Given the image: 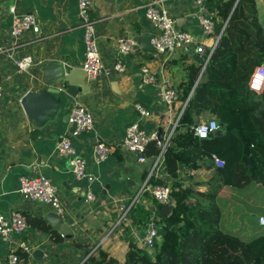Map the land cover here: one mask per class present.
Wrapping results in <instances>:
<instances>
[{"label": "crops", "instance_id": "crops-1", "mask_svg": "<svg viewBox=\"0 0 264 264\" xmlns=\"http://www.w3.org/2000/svg\"><path fill=\"white\" fill-rule=\"evenodd\" d=\"M90 1L89 19L94 22L103 66L112 70L115 63L121 61L124 72L109 77L100 74L96 81L88 84L90 91L83 100L78 94L75 98L63 92L59 96L47 95L56 100L55 111L49 120L36 124L25 115L20 99L28 92L39 94L46 91L41 66L57 60L71 69L81 68L84 62V29L79 17L78 0H0V215L8 217L10 212L16 210L24 216L44 219L49 211L38 203L27 201L17 192L20 176L40 175L57 186L62 203L59 216L71 236L69 239L61 236L63 240L54 243L49 233L28 226L22 234L12 235L11 242L0 240V264H5L9 253L16 251L20 242L29 249V264H78L93 247L123 262L129 242L141 248L140 240L146 228L133 223L129 217L103 240L118 217L121 201L128 202L146 181L149 186L157 185L154 183L158 180L166 183L177 181L183 187L189 186L200 192L209 191L213 186L209 182L217 168L214 163L215 168L201 166L196 170L178 164L176 178L167 174L163 164L159 172L149 177V164L127 162L119 149L129 124L138 122L146 134L156 133L160 136L184 107L179 99L170 108L164 106L156 88L141 84V68L146 66L161 71L167 61L176 63L184 58L188 66L198 58L187 49L159 58H154L151 51L143 50L141 35L152 32L145 17V6L152 3L155 7L167 10L178 29L200 38L195 0ZM256 1L264 25V0ZM11 6H15L17 15L34 13L40 34L26 32L16 40L12 39ZM211 13L216 24L221 22L214 12ZM216 36L205 39L207 49ZM119 39H132L136 42L135 49L122 58L117 56ZM14 43L17 48L8 47ZM6 49H9L12 57L32 56V66L18 73ZM172 70L167 74L172 86L178 91L185 71L178 65H174ZM114 82L117 93L111 90L110 85ZM56 86L62 85L58 83ZM77 102L88 107L94 119V125L88 132L71 138L75 155L86 161V172L96 179L91 186L96 201L90 204L85 201L88 189L86 180H77L67 159L54 150L63 136L72 129L68 115L71 106ZM134 104L147 109L153 118L143 119L135 111ZM209 116L203 114L200 120ZM184 131V128L179 130L181 133ZM99 142L111 149L104 161H97L93 154V147ZM153 202L145 192L140 204L153 214ZM238 202H242L239 206L241 210L237 209ZM217 205L221 212L220 228L225 233L241 238H244L241 236L244 231L252 236L264 233V230L258 228V223L257 231L250 227L251 220H255L254 216L264 210V185L251 183L243 189L222 186L218 191ZM237 212H240L241 220L235 217ZM246 225L249 226L245 228Z\"/></svg>", "mask_w": 264, "mask_h": 264}, {"label": "trees", "instance_id": "trees-1", "mask_svg": "<svg viewBox=\"0 0 264 264\" xmlns=\"http://www.w3.org/2000/svg\"><path fill=\"white\" fill-rule=\"evenodd\" d=\"M206 6L221 20L214 22L215 35L225 22L226 26L200 78L205 58L188 66L184 58L163 65L166 72H172L174 65L185 71L177 91L185 106L173 146L164 156V169L172 178L177 177L178 164L190 170L201 166L212 169L211 155L226 160L224 166L215 168L209 191L158 180L154 184L169 188L173 205L153 202V214L141 204L131 209L133 223L146 228L150 220L156 228L152 254L129 242L123 262L98 248L84 264H264V233L247 239L225 233L220 228L217 205L222 186L243 189L251 183L264 185V88L258 93L249 86L254 68L264 65L262 16L256 0H207ZM203 114L216 116L221 136L201 139L194 135ZM181 128L184 133L179 132ZM156 153L154 142H150L145 155ZM25 217L29 227L49 233L54 243L63 240L43 218ZM13 253L14 264H29L26 252L17 249Z\"/></svg>", "mask_w": 264, "mask_h": 264}, {"label": "built area", "instance_id": "built-area-1", "mask_svg": "<svg viewBox=\"0 0 264 264\" xmlns=\"http://www.w3.org/2000/svg\"><path fill=\"white\" fill-rule=\"evenodd\" d=\"M207 0H195L197 6V21L201 31V37L198 38L190 33L182 31L176 27L175 20L169 15L168 11L163 8L155 7L152 3L145 6V17L152 27L151 39V54L154 58L162 57L179 50H191L198 58H205L204 65L199 74V78L203 73L205 65L209 60L212 51L218 46L219 38L226 26L223 25L221 32L215 37L211 47L207 49L205 46V39L215 35V24L213 21V14L206 6ZM91 9L90 0H78L79 17L81 19V26L84 29V44L85 54L84 62L81 69L85 72V81L90 84L104 74L109 77L113 74H122L124 72V65L121 61H117L112 70L103 66L99 50L97 47L94 22L89 18ZM13 15V24L10 29V36L16 40L26 32H32L36 35L40 34L36 15L34 13L15 14V6L9 8ZM39 40H36V42ZM11 49L17 48V44L8 46ZM136 47V42L132 39H119L117 41V56L122 58L128 55ZM6 53L11 58L12 65L16 68L18 73L25 72L33 64V58L30 55L22 57H12L9 49ZM5 52V50H4ZM164 65V64H163ZM198 78V79H199ZM140 80L143 86H151L157 89V95L161 103L170 108L178 101V92L172 86L170 76L167 74L164 67L161 71L152 70L146 66L141 68ZM250 89L255 92H261L264 88V65L254 68L250 79ZM2 97V88L0 87V100ZM135 111L143 119H152L153 115L147 109L139 104H134ZM181 112L177 118L170 124V126L161 134H146L141 124L138 122L131 123L125 130V135L122 142L119 144V149L127 162H135L139 165H145L147 159H153L149 164V177L159 172L161 166L164 164V156L168 149L173 146V137L178 125ZM68 122L72 129L64 135L62 140L55 146V152L67 159L68 166L77 180H86L88 189L85 193V201L87 203H94L96 198L92 192L91 186L96 181L94 177L86 172V161L75 155V150L71 144L72 137H78L81 134L88 132L94 125V119L91 111L83 103H75L71 106ZM219 124L216 116L210 115L207 119L201 120L194 127V135L198 138L205 139L213 135L219 130ZM150 142H154L157 153L154 156L147 157L145 149ZM111 152L109 146L99 142L93 147V154L97 161H104ZM214 164L217 167H223L224 162L219 157L211 155ZM146 181L137 193L128 201H121L118 205V217L106 232L103 240L109 237L113 230L121 226L130 217V211L135 205L140 204L142 195L146 192L149 198L155 202L163 205H173V200L170 197L169 188L166 185L149 186ZM17 192L29 202H35L44 206L49 212H54L58 215L62 212V203L59 196V190L47 178L36 176H20L18 181ZM258 226L264 229V216L258 218ZM26 217L19 211L10 212L9 216L0 215V240L4 243H9L12 240V235H20L27 230ZM157 239V231L153 223L148 220L146 232L140 240L142 249L148 250L152 254L153 246ZM18 249L23 250L29 254V249L26 248L23 242L19 243ZM97 249L93 247L85 254L78 264H84L88 257ZM8 264L16 262V256L13 252L9 253L6 258Z\"/></svg>", "mask_w": 264, "mask_h": 264}, {"label": "water", "instance_id": "water-1", "mask_svg": "<svg viewBox=\"0 0 264 264\" xmlns=\"http://www.w3.org/2000/svg\"><path fill=\"white\" fill-rule=\"evenodd\" d=\"M151 39L152 35L150 33L141 35L143 50L152 51ZM41 71L44 74L43 83L47 86L46 91L39 94L28 92L20 99V105L25 115L36 124L49 120L55 111L56 100L47 95L59 96L63 92L69 97L75 98L78 94L83 100L90 91V87L85 81L86 74L81 68L69 69L63 62L51 60L41 66ZM58 83L62 86L57 87ZM110 86L111 90L117 93L115 82L111 83ZM222 134L223 130L221 129L214 133L215 136H221ZM152 161L153 159H147L146 163L151 164ZM44 220L53 231L67 239L71 237L70 230L58 214L49 212ZM33 256H35V253Z\"/></svg>", "mask_w": 264, "mask_h": 264}, {"label": "rangeland", "instance_id": "rangeland-1", "mask_svg": "<svg viewBox=\"0 0 264 264\" xmlns=\"http://www.w3.org/2000/svg\"><path fill=\"white\" fill-rule=\"evenodd\" d=\"M241 205H242V202H238V208H237L238 210H241V209H242V207H239V206H241ZM261 216H264V210H262L260 213H258L257 215L254 216V219H255V220H251V225H250V227L252 226V228H254L255 231H257V229L259 228V227L257 228V223H258V221L256 222V219L259 218V217H261ZM235 217L238 218L239 220L242 219V216H241L240 212H237V213L235 214ZM249 219H251V218H249ZM248 226H249V225H246L245 228L248 227ZM256 228H257V229H256ZM247 233H248L247 231H244L243 234H241V236L244 237L243 239H247V238H249L250 236H252L251 233H248V234H247ZM246 234H247V235H246Z\"/></svg>", "mask_w": 264, "mask_h": 264}, {"label": "clouds", "instance_id": "clouds-1", "mask_svg": "<svg viewBox=\"0 0 264 264\" xmlns=\"http://www.w3.org/2000/svg\"><path fill=\"white\" fill-rule=\"evenodd\" d=\"M184 106H185V104H184ZM183 109H184V107H183ZM183 111V110H182ZM182 114V113H181Z\"/></svg>", "mask_w": 264, "mask_h": 264}, {"label": "bare ground", "instance_id": "bare-ground-1", "mask_svg": "<svg viewBox=\"0 0 264 264\" xmlns=\"http://www.w3.org/2000/svg\"><path fill=\"white\" fill-rule=\"evenodd\" d=\"M32 66V65H31Z\"/></svg>", "mask_w": 264, "mask_h": 264}]
</instances>
